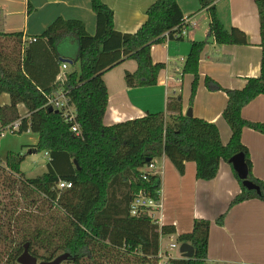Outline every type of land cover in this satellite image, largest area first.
<instances>
[{"label":"trees","instance_id":"obj_1","mask_svg":"<svg viewBox=\"0 0 264 264\" xmlns=\"http://www.w3.org/2000/svg\"><path fill=\"white\" fill-rule=\"evenodd\" d=\"M200 9L209 13V36L217 45L248 44L244 31L226 29L217 17L214 0H198ZM259 17L261 47L260 72L247 77L243 88L229 89L206 76L210 91L221 90L227 96L222 118L230 128L226 144L217 126L209 121L186 116L179 95L170 96L165 112H146L144 116L112 125L103 117L108 92L103 74L125 60H134L135 71L124 74L127 87L153 86L162 62H154L150 48L174 37L182 27L184 15L178 0H155L146 10V19L133 33L114 29L113 11L102 0H90L96 18V30L89 34L76 19L55 18L39 35L24 38L21 31H0V93L10 103L0 106V138L6 130L38 136L31 151L45 152L47 171L26 178L20 170L23 156L7 152L0 158V264H17L28 243V251L39 261L68 253L67 264H158L160 238L175 233L172 225H159L140 208L130 214L137 194L159 199L160 179L150 175L142 179L141 169L154 159L167 157L179 173L193 161L196 178L210 180L218 172L220 161L239 152L244 154L248 179L260 192L243 187L229 208L244 200H264V181L252 176L251 160L241 142L243 128L264 134V122L241 116L242 108L258 95H264V0H254ZM71 37L77 53L72 69L63 83L56 81L61 59V42ZM182 74H191L190 103L198 83V63L206 41H191ZM61 89L75 112L67 121L62 111L48 109V97ZM23 104L26 115L17 106ZM17 122L15 130L12 129ZM76 123L80 133L72 131ZM71 183L58 189L57 183ZM225 213L215 219L222 225ZM211 221L194 219L190 232L177 235V241L194 248L191 259L170 258L166 264H207Z\"/></svg>","mask_w":264,"mask_h":264},{"label":"crops","instance_id":"obj_2","mask_svg":"<svg viewBox=\"0 0 264 264\" xmlns=\"http://www.w3.org/2000/svg\"><path fill=\"white\" fill-rule=\"evenodd\" d=\"M154 1L102 0L113 11L114 29L121 33L135 32L145 21L146 10ZM178 4L184 17L191 18L193 26L188 28L181 41L165 37L163 42L151 46L152 60L165 64L155 85L126 86L125 72H133L137 67L136 62L130 59L103 74L108 92L103 123L112 125L142 117L146 112H165L168 97L179 95L182 112L185 114L187 109H191L193 116L214 123L222 143L226 144L231 135L222 118L227 96L221 90H208L204 78L208 76L224 88L241 89L247 77L259 75L261 47L256 4L254 0H214L217 17L223 26L226 29L237 27L246 34L248 44L243 45L215 44L209 36L207 8L200 9L198 0H178ZM59 16L80 20L89 34L95 33L96 18L90 0H0V31H21L24 38L39 35ZM201 40L207 44L200 54L198 83L190 103L193 76L182 74L181 70L190 42ZM58 53L75 59L77 46L74 39H64ZM62 64L56 81L70 71L68 69L72 65L67 63L64 69ZM9 103V95L0 93V106ZM17 108L21 116L26 115L23 104ZM241 116L248 121L264 122V95H258L246 104ZM12 129H16L15 125ZM241 142L250 156L252 176L264 181V134L245 127ZM154 162L159 172L162 203L161 209L154 215L159 225H172L175 229L174 234L160 238V247L165 241L164 249L168 250L169 245L174 243L176 247L172 250H178L180 242L177 235L190 232L194 219H208L211 226L207 264H264V200L251 198L229 208L231 200L240 193L241 185L228 162L220 161L216 176L210 180L196 178L193 161L185 162L183 173H179L165 156L154 159ZM223 213V224L217 225L214 221ZM172 250L171 258L181 257L179 251V255H173Z\"/></svg>","mask_w":264,"mask_h":264},{"label":"built area","instance_id":"obj_3","mask_svg":"<svg viewBox=\"0 0 264 264\" xmlns=\"http://www.w3.org/2000/svg\"><path fill=\"white\" fill-rule=\"evenodd\" d=\"M193 26V22L190 17H184L182 21V27L180 30L174 35V37H184L187 33L189 27ZM166 39L168 38V34L165 33ZM67 63L62 64V68H67ZM65 80V74L58 78V81L63 83ZM46 106L52 107L54 110L62 111L64 116L66 117L67 121H74L75 112L73 107L69 104V100L65 93L58 89L48 97ZM15 127H17V122L14 123ZM72 131L75 132L77 135L80 133L79 126L74 123L72 126ZM150 175H157L159 176V172L156 169L155 162L152 160L148 164H146L141 169V177L142 179H147ZM71 187V183L67 181H60L57 183L58 189H68ZM147 208V213L150 215L157 223L159 224V220L155 217L154 213L159 211L162 207L161 198H160V191H159V199L155 200L153 198L147 197L144 195L142 191H140L137 196L133 199L131 206H130V214L137 215L140 212V208ZM176 247V244L171 243L167 249H162L159 247L158 257L159 263L158 264H166L167 261L171 258L170 250Z\"/></svg>","mask_w":264,"mask_h":264},{"label":"rangeland","instance_id":"obj_4","mask_svg":"<svg viewBox=\"0 0 264 264\" xmlns=\"http://www.w3.org/2000/svg\"><path fill=\"white\" fill-rule=\"evenodd\" d=\"M134 61V60H133ZM178 63L182 61L178 59ZM72 67H70L71 70ZM65 70H62L64 72ZM115 71V70H114ZM38 136L30 131L18 134L10 130H6L0 138V158H4L7 152L20 153L23 156V160L20 164V170L24 177L33 178L47 171L48 158L45 156V152H31V145L37 142ZM165 241L162 243V249H164ZM173 255H179L178 250L171 251Z\"/></svg>","mask_w":264,"mask_h":264},{"label":"water","instance_id":"obj_5","mask_svg":"<svg viewBox=\"0 0 264 264\" xmlns=\"http://www.w3.org/2000/svg\"><path fill=\"white\" fill-rule=\"evenodd\" d=\"M61 61L68 64L72 63V60L69 58H62ZM48 109L50 111L53 110L52 107H48ZM185 115L191 116L192 115L191 109H187ZM29 153H31V151H29ZM228 163L231 165L237 177L241 180L243 187H245L248 190H254L257 193L260 192L259 186L248 179V170L246 163L244 161V154L242 152L234 154L228 160ZM178 251L181 255V258L191 259L194 256V248L191 244L187 242L180 243L178 246ZM68 256H69L68 253H62L57 255L51 260L39 261L35 256H33L28 251V243H25L22 253L17 258V264H67L65 263V261L67 260Z\"/></svg>","mask_w":264,"mask_h":264}]
</instances>
